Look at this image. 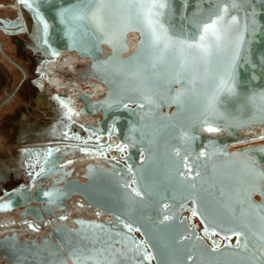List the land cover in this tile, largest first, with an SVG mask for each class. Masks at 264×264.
I'll use <instances>...</instances> for the list:
<instances>
[{
    "label": "water",
    "instance_id": "water-1",
    "mask_svg": "<svg viewBox=\"0 0 264 264\" xmlns=\"http://www.w3.org/2000/svg\"><path fill=\"white\" fill-rule=\"evenodd\" d=\"M15 1L28 31L21 11L0 17V30L25 33L42 57L73 52L88 59L89 75L108 85L110 103L97 126L87 127L115 137L125 152L110 167L87 164L83 180L61 170L59 185L5 191L0 213L16 209L41 220L78 196L113 219L59 224L39 239L4 234L0 260L264 264V0L235 8L232 0H171L156 9L171 37L166 49L153 45L135 0H90V11L72 23L62 11L76 0ZM34 12L45 25L47 52L33 37ZM218 16L219 39L209 34L200 42L203 25ZM129 33L137 40L128 52ZM196 43L206 51L188 47Z\"/></svg>",
    "mask_w": 264,
    "mask_h": 264
},
{
    "label": "flooded vegetation",
    "instance_id": "flooded-vegetation-1",
    "mask_svg": "<svg viewBox=\"0 0 264 264\" xmlns=\"http://www.w3.org/2000/svg\"><path fill=\"white\" fill-rule=\"evenodd\" d=\"M136 40L137 35L135 33L128 34V52L134 48ZM52 62L54 63L48 68L49 73L46 74V77L48 79L47 85H53L52 87L56 88L55 91L50 92L44 83V87L37 85L41 84V82L33 83L34 87H37L36 94H42L44 90L49 95L57 97L59 101L54 103L58 106L60 112L57 115H50L48 118L42 116L38 118L42 119V124H47V127H49L40 132H25V129H21L23 124L18 122V118L17 134L19 136V133L22 132L25 135L34 134L31 137L38 136L43 138L57 137L63 134L64 137L69 136L77 140L67 141L69 143L67 145H54L46 149L44 151L45 154H39L38 169L28 179L25 178L22 183L17 184L16 187L24 185L25 188L30 189L36 187L46 189L52 185H59V177L62 175L61 170H70L69 177L65 176L67 179L73 177L83 180L81 175L87 164H103L106 167H110L109 163L113 161L122 162L125 152V148L118 144L115 137L105 135L97 137L96 133L87 127L88 125L97 126V123L102 119V111L110 103L108 85L89 75V60L80 58L73 52H60L54 57ZM45 66L46 64L43 65V68L41 66L35 68L34 73L38 72V75L41 76L43 71H45ZM62 108L63 110H61ZM66 110L70 114L72 121L67 120ZM38 119L35 118L31 123L29 122L31 120H25V123L30 126L32 123L37 122ZM260 132V130H256L252 134L257 135ZM90 139L98 140L100 145L91 146ZM109 140L113 143H109ZM52 155L56 156L54 158L56 162L53 163V168H49L51 172H47L45 166L52 165L49 160ZM31 205L39 206V204ZM7 213L15 216L17 224L1 231L0 237L4 234L9 235L15 232L20 238L26 236L39 239L48 236L59 224L76 226L81 219H113L112 215L102 213L97 208L85 204L78 196H71L67 199L64 208L56 209L51 207L49 213L43 215L41 220H35L29 215L23 217L18 214L16 209ZM0 264L9 263L1 260Z\"/></svg>",
    "mask_w": 264,
    "mask_h": 264
},
{
    "label": "rangeland",
    "instance_id": "rangeland-1",
    "mask_svg": "<svg viewBox=\"0 0 264 264\" xmlns=\"http://www.w3.org/2000/svg\"><path fill=\"white\" fill-rule=\"evenodd\" d=\"M10 8L11 7L0 9V16L3 15L12 18L17 14V12L21 11L19 15L22 20L21 23L23 29H26L28 31L29 18L24 13V11ZM33 37L36 42L41 44L37 24L34 25ZM43 51H45L44 48ZM52 60H54V57H42L39 52H33L30 49V41H28V39L26 38L25 33L8 35L0 30V84L8 82V88L3 92L1 91L2 85H0V101L5 97V95L6 97H8V95L6 94L8 92H13L15 99L19 100V102L11 100L8 104L0 107V141L10 148H1L0 150V160L2 161V163H4L3 169L0 168V171H6L9 168L8 164L13 165V167L18 165L17 169L8 170L9 172L7 173L5 179L0 178V196L5 191L16 187V185L19 183H22L25 178L28 179L31 174L38 169L39 154H45L44 151L53 147L54 145H67L69 144L67 141L77 140L76 138H71L69 136L64 137L63 134L62 136L60 135L57 137L48 138L38 136L31 137L34 134L25 135L22 132L19 133V136L17 134V121L18 118L21 117V114L25 115L27 112L30 113L27 115V120H31L29 121L31 123L35 118L37 119L42 116L40 113L42 110H45L47 115L51 116L57 115L60 112L58 106L54 103L56 101H59L57 97L55 98V95H49L48 92H44V90L42 91V94H36L37 92L35 91H37V87H34L35 85L33 83L41 82V84H37L40 87H44V83L46 84L45 86L49 88L50 92L55 91L56 88L52 87L53 85H47L48 79L46 77V74L49 73L48 68L52 65V63H54L52 62ZM57 61L56 63L59 64ZM45 64V71H43L41 76L38 75V72L34 73V70H36L35 68L40 66L43 68V65ZM5 74L8 75V78ZM33 87L35 90L33 89ZM43 94L47 96H45V98L48 104L51 105L52 111L50 109L48 110L47 108L45 109V106L36 102L35 96ZM24 102L26 103V105ZM61 110H63V108ZM65 114L67 115V120L72 121V118L67 110ZM24 127L25 132H40L44 131L45 128H49L47 127V124L42 123L28 126L29 128H26V126L23 125L21 129H24ZM90 141L91 143H94L96 140L94 141L93 139H90ZM109 143L113 142L109 140ZM25 150H29V153L27 152V154L24 156ZM22 155L25 158L21 163H19L18 157L21 158ZM193 219L195 222H197L195 217H193ZM16 224L17 219L14 215H9V213H0V232ZM228 240H232V238H228Z\"/></svg>",
    "mask_w": 264,
    "mask_h": 264
},
{
    "label": "snow or ice",
    "instance_id": "snow-or-ice-1",
    "mask_svg": "<svg viewBox=\"0 0 264 264\" xmlns=\"http://www.w3.org/2000/svg\"><path fill=\"white\" fill-rule=\"evenodd\" d=\"M170 2L171 0H135V6L143 10L145 22L150 28V38L153 45H162L165 49L168 47V44L171 43V37L169 36L168 29L160 23L159 17L163 15V13L156 11V9L166 8ZM242 2L243 0H232L231 6L235 8L237 4ZM89 4L90 0H76L71 7L65 8L62 11V15L69 23L82 20L86 13L90 11ZM224 11L226 12L227 8H225ZM222 18V16H218L216 19L203 25L199 36L200 42H203L209 34L219 39L217 25L218 21ZM188 47H196L200 48L202 51H206L202 43L189 44ZM227 91L230 93L232 91L231 87H229ZM209 131H216V129L210 128Z\"/></svg>",
    "mask_w": 264,
    "mask_h": 264
},
{
    "label": "crops",
    "instance_id": "crops-1",
    "mask_svg": "<svg viewBox=\"0 0 264 264\" xmlns=\"http://www.w3.org/2000/svg\"><path fill=\"white\" fill-rule=\"evenodd\" d=\"M9 7H11L10 9H18V10H20V3L16 2L15 0H0V9H5V8H9ZM0 17L10 18L8 16H3V15L0 16ZM13 17H15V16H13ZM5 75L8 78V75L7 74H5ZM7 84H8V82L7 83H1L0 84V85H2V89L0 88L2 92L5 91L8 88V85ZM6 94L8 95V97H6V95H5V97L1 99V101H0V107H3V105L8 104L11 100L19 102L18 99H15L13 92H11V93L8 92ZM35 100H36V102L38 104H42L43 106H45V109L47 108L48 110L49 109L51 110V105L48 104V102H47V100H46V98H45L44 95L35 96ZM25 105H26V103H25ZM40 113H41L42 117H47V116L50 117V115H47V113L45 112V110H42ZM28 114H30V113L27 112L25 115L21 114V117L19 118V121H18L19 123H22L24 126H26V128L29 126L28 124L25 123V120H27V115ZM41 122H43L42 119H38L37 122L32 123V125H37V124H40ZM23 125H21V126L23 127ZM32 125H30V126H32ZM34 127H36V126H34ZM1 148L10 149L9 146L4 145L0 141V150H1ZM26 154H27V151L25 150L24 156ZM24 156L22 155L21 158L18 157L19 163H21L22 160L25 158ZM0 162H2V161L0 160ZM11 162H13V161H11ZM11 162H9V163H11ZM19 163H17V164H19ZM8 166H9V168L7 170H9V169L11 170L13 168V165H9L8 164ZM17 167H18V165L15 166L14 168L17 169Z\"/></svg>",
    "mask_w": 264,
    "mask_h": 264
},
{
    "label": "bare ground",
    "instance_id": "bare-ground-1",
    "mask_svg": "<svg viewBox=\"0 0 264 264\" xmlns=\"http://www.w3.org/2000/svg\"><path fill=\"white\" fill-rule=\"evenodd\" d=\"M34 15H35V24H37L38 25V29H39V38H40V42H41V45L43 46V48L45 49V52H47L48 51V49H47V47L44 45V43L42 42V36H43V31H44V29H45V25H44V23H43V21L38 17V15L36 14V12H34ZM24 129H25V127H24ZM110 137V136H109ZM27 152L29 151V150H26ZM29 153V152H28ZM3 166H4V163H2V162H0V168L1 169H3ZM12 170H15V168L13 167L12 168ZM9 171L8 170H3V171H0V178H6V175H7V173H8ZM24 185H22V186H20V187H23ZM25 186H27L26 184H25ZM2 213V212H1ZM3 213H7V212H3ZM1 261V260H0Z\"/></svg>",
    "mask_w": 264,
    "mask_h": 264
}]
</instances>
